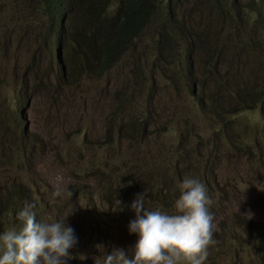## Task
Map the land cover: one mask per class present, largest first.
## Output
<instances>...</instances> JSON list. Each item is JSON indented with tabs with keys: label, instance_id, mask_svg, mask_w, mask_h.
<instances>
[{
	"label": "rangeland",
	"instance_id": "rangeland-1",
	"mask_svg": "<svg viewBox=\"0 0 264 264\" xmlns=\"http://www.w3.org/2000/svg\"><path fill=\"white\" fill-rule=\"evenodd\" d=\"M23 4V0H0V201L13 199L14 211L34 204L39 221L67 219L78 238L67 264H95V260L102 264L114 245H89L86 220L105 212L114 217L113 208L120 204L113 201L106 210L102 188L94 179L131 182L135 173L132 157L145 151L153 156L152 142L161 149L174 147L181 139L206 142L209 131L198 129L200 119L176 79L178 70L162 69L166 75L162 79L161 74L144 66L150 65L152 56H141L143 65L135 73L136 55L126 51L102 77L95 78L80 68L81 51L86 50L85 57L91 61L90 50L77 46L73 38L63 43L58 57L61 61H56L50 52L53 38L43 18L28 7H20ZM68 23L77 26L79 20L70 17ZM137 76L144 85L152 83L157 96L150 99V105L154 110L158 99L157 110L162 113L154 125L148 122L143 135L126 128L133 116L138 122L144 114L146 96L143 88L136 91ZM25 87L29 89L24 96L27 100L16 113L18 91ZM258 123L255 111L235 116L233 132L246 137L244 149L253 151L247 136ZM254 154H244V160H220L216 182L220 186L228 181L235 194L225 216L229 218L231 209L237 210L238 217L252 219L264 229V154ZM96 167L101 175L83 177ZM130 205L119 206L118 213L130 215ZM8 221L6 216L0 217V234L15 228ZM136 242L137 236L132 249ZM249 255L246 263L244 259L236 263L230 257L215 258L213 263L264 264V243H255Z\"/></svg>",
	"mask_w": 264,
	"mask_h": 264
},
{
	"label": "trees",
	"instance_id": "trees-1",
	"mask_svg": "<svg viewBox=\"0 0 264 264\" xmlns=\"http://www.w3.org/2000/svg\"><path fill=\"white\" fill-rule=\"evenodd\" d=\"M23 2L25 4L20 7H28L43 18L53 38L50 52L55 54L56 61L63 43L73 38L77 46L83 45L90 50L91 61L85 57L86 50L81 51L80 68L84 67L85 72L92 73L95 78L102 77L126 51L136 55L135 73L143 65L141 56L144 59L152 56L150 65L144 66L149 72L152 69L161 74L162 79L166 77L162 69L178 70L176 79L190 97L200 119L198 129L208 130L209 139L206 142L181 139L167 149L152 142L153 156L145 151L142 156L132 157L135 173L131 182L94 181L102 188L100 194L106 210L109 208L106 205L113 201H118L119 206L132 204L138 194L146 191V209L173 214L184 178H197L206 186L213 201L209 210L214 217L216 243L209 247L205 264H214L215 258L225 260L228 257L236 263L243 259L246 263L254 244L264 243V229L252 219L238 217L237 210L231 209L230 217L225 216L227 207L229 209L235 202V194L228 181L219 186L216 175L222 159L239 157L244 160L246 153L250 156H255L254 152L260 156L264 154V0ZM70 17L77 18L79 24L68 23ZM135 84L137 92L140 88L145 92L144 114L138 122L133 116V122H127L126 128L143 135L148 122L154 125L162 113L157 110L158 99L154 110L150 105V99L157 96L152 83L144 85L137 76ZM28 90L25 87L18 91L16 113L22 110ZM254 111L259 123L247 136L252 140L253 151H250L247 147L244 149V134L233 132V123L236 115ZM79 173L76 175H81ZM89 173L92 178L95 174L101 175L98 167L84 172L83 177ZM164 202L169 203L164 205ZM15 204L13 199L1 200L0 217L6 216L7 223L19 230L21 222L17 214L21 210L14 211ZM119 206L113 208L114 217L105 212L86 220L89 245L111 242L114 248L130 252L127 248L132 249L136 235L129 234L128 226L135 219V213L133 210L130 215L118 213Z\"/></svg>",
	"mask_w": 264,
	"mask_h": 264
},
{
	"label": "clouds",
	"instance_id": "clouds-1",
	"mask_svg": "<svg viewBox=\"0 0 264 264\" xmlns=\"http://www.w3.org/2000/svg\"><path fill=\"white\" fill-rule=\"evenodd\" d=\"M146 196V191L138 194L130 205L135 219L128 230L137 236L131 255L114 248L102 264H205L209 247L216 243L214 217L209 210L213 201L206 186L197 178H184L173 214L146 209ZM34 207L26 204L17 214L19 230L0 234V264H67L72 260L71 250L78 238L67 219L37 221Z\"/></svg>",
	"mask_w": 264,
	"mask_h": 264
}]
</instances>
